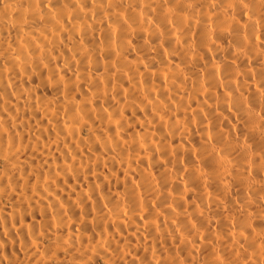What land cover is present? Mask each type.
Listing matches in <instances>:
<instances>
[{
	"label": "bare ground",
	"instance_id": "obj_1",
	"mask_svg": "<svg viewBox=\"0 0 264 264\" xmlns=\"http://www.w3.org/2000/svg\"><path fill=\"white\" fill-rule=\"evenodd\" d=\"M0 264H264V0H0Z\"/></svg>",
	"mask_w": 264,
	"mask_h": 264
}]
</instances>
